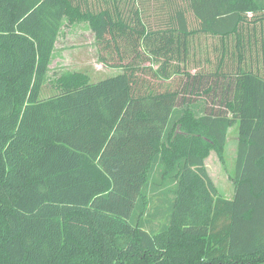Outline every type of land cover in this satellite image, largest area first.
<instances>
[{
    "label": "trees",
    "instance_id": "1",
    "mask_svg": "<svg viewBox=\"0 0 264 264\" xmlns=\"http://www.w3.org/2000/svg\"><path fill=\"white\" fill-rule=\"evenodd\" d=\"M183 1L0 0V264L264 262V0ZM81 23L119 72L49 79ZM198 34L233 36L229 61L195 62ZM235 123L226 198L203 159Z\"/></svg>",
    "mask_w": 264,
    "mask_h": 264
},
{
    "label": "rangeland",
    "instance_id": "2",
    "mask_svg": "<svg viewBox=\"0 0 264 264\" xmlns=\"http://www.w3.org/2000/svg\"><path fill=\"white\" fill-rule=\"evenodd\" d=\"M107 1L109 0H88V3L96 8ZM211 41L210 36L195 35L190 44V53L195 57L197 55L202 57L205 55L204 58L209 60L208 58L211 56ZM95 54L93 32L88 25L85 23L64 25L56 42V51L50 64L49 79H54L64 71L83 73L88 76L90 81L114 75L116 70L100 65L96 61ZM201 60L195 59V62L203 63L202 65L205 68L217 65L215 60L210 62ZM214 62L215 65H213ZM54 93H56V89L48 84L41 90V96H49ZM179 131H182V127L180 124H177L173 128V132L178 133ZM237 140V123H235L227 131L224 146L221 149L209 148L203 159L211 183L217 190V193L226 198H230L233 193ZM154 176H157V170L149 174L146 194L144 195V198L148 199L146 210L151 213L152 208L158 206L160 207V212L164 210L163 214H165V209L169 208L168 203L165 202V198L168 197L167 194H170V192L165 186L162 188L159 186V191H154V186L152 185V178ZM171 196L172 194H170ZM158 215L155 216L156 218L153 221L155 224H160L163 221Z\"/></svg>",
    "mask_w": 264,
    "mask_h": 264
},
{
    "label": "crops",
    "instance_id": "3",
    "mask_svg": "<svg viewBox=\"0 0 264 264\" xmlns=\"http://www.w3.org/2000/svg\"><path fill=\"white\" fill-rule=\"evenodd\" d=\"M145 1V5H148V0H144ZM120 4L121 3H128V5H130V7L133 6V8L136 7V3H137V0H119ZM150 2V0H149ZM184 5V1L181 0L179 1V5ZM188 17H191V15L189 14ZM199 35V34H198ZM202 36H206L205 34H200ZM207 36H210L211 37V49H210V53H211V56L210 58H208L209 60L205 59V55L202 57L200 55H197L195 57V59H202L201 61L203 60H206L207 62H210V61H213L215 60L216 61V64L218 63V61H221L222 59H224V61H229V55H231V52L233 51V45H234V38L233 36H230L229 38L228 37H225L223 39V37L221 36H218V35H207ZM94 50H95V53H96V49H95V46H94ZM218 51V52H217ZM217 52V53H216ZM224 54V56H223ZM95 58H96V61L100 64V65H103L102 63H100L98 60H97V53L95 54ZM203 64V63H201ZM215 64V62H214ZM105 66V65H103ZM114 70H116L115 74L119 72L120 69L118 68H112ZM104 78V77H103ZM99 80V79H98ZM97 81V80H96ZM258 264H264V262L262 263H258Z\"/></svg>",
    "mask_w": 264,
    "mask_h": 264
}]
</instances>
